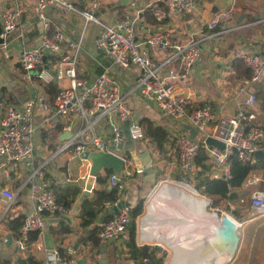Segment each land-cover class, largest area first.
Segmentation results:
<instances>
[{"label":"built area","instance_id":"2783aa9c","mask_svg":"<svg viewBox=\"0 0 264 264\" xmlns=\"http://www.w3.org/2000/svg\"><path fill=\"white\" fill-rule=\"evenodd\" d=\"M161 3L167 4L178 14H186L196 8V0H158L152 7L158 25H163L168 17ZM50 7L75 11L74 5L67 0H36L34 11L43 23V30L39 46L29 48L25 45L21 50L23 81L31 88L35 86V81L55 84L66 80L69 86L60 90L52 105L43 94H37L29 97L21 107L7 106L6 114L0 119V175L8 173L13 164H21L29 170L28 182L32 185L33 209L26 215L20 228L16 240L19 250L28 247L32 233L45 234L54 222L67 220L72 213L70 208L58 201L46 180L44 166H33L38 109L55 116L74 113L81 118L82 128L66 142L61 152L72 151L84 166L89 160L85 157L87 152L110 153L122 158L126 164L125 142H140L144 139L143 126L127 102L133 93H137L184 129L176 137L183 176H190L194 171V159L201 147H205L208 163L215 169L211 174L215 179L227 180L230 177V162L234 159L242 164H256L259 161L256 154L264 152V128L253 124L254 115H247L242 109L236 115L220 114L210 106L189 109L188 98L177 90L176 84L187 79L200 63L207 36L195 35L184 42H177L168 31L156 28L149 32L144 41H139L135 28L139 12L116 25L105 26L96 40L97 50L109 62L123 69L136 67L141 72L133 87L125 93L108 69L93 82L79 78L77 65L83 50L84 36L82 34L77 42H68L63 32L51 34V23L45 15ZM21 17L22 11L19 8L2 15L0 39L3 43L0 48H6L8 38L12 35L24 39L25 32L21 31L19 25ZM83 17L86 24H101L91 14L84 13ZM231 17L230 11L218 14L209 23V28H218L221 19L229 20ZM152 51H156V57ZM161 54L165 58L158 56ZM53 58H57L55 63ZM236 58L243 61L252 72L251 78L243 80L242 85L244 105L253 107L257 97L247 89L264 76V56L242 52L237 53ZM174 65H177L176 68L172 67ZM104 120L110 125L108 140L101 138L97 131ZM186 125L196 129L197 136L194 139L185 129ZM71 128L69 125L67 131H71ZM208 137L223 143L224 147L210 148L206 144ZM136 173L141 175L144 170H137ZM126 175L131 177L133 173L127 171ZM119 182L120 179L113 174L110 178L111 186H119ZM0 197L7 214L17 195L4 188L0 191ZM241 203H245V200ZM103 209L109 213V220L101 223L99 239L103 244L120 241L132 221V207L118 193L116 199L104 201ZM250 215L252 219L264 216V190L251 194ZM144 262L148 263L149 260L145 259ZM40 264H80V260L77 252L70 248L66 256L58 250L53 251Z\"/></svg>","mask_w":264,"mask_h":264},{"label":"crops","instance_id":"0c3cea01","mask_svg":"<svg viewBox=\"0 0 264 264\" xmlns=\"http://www.w3.org/2000/svg\"><path fill=\"white\" fill-rule=\"evenodd\" d=\"M67 1L74 5L75 11H69L63 7H50L45 11V15L51 23V34L57 31L63 32L68 42H77L83 34V50L80 53L77 65L79 78L93 82L108 69L121 85L123 92L126 93L133 87L140 71L134 67L123 69L109 62L97 50L96 40L105 26L116 25L131 17L133 13L139 12V20L135 27L137 40L139 41H144L149 32L156 28L168 31L177 42H184L195 35L197 37H208L203 44L200 63L195 66L187 79L176 84L178 92L183 93L188 98L187 106L189 109L210 106L215 112L226 115H236L242 109L247 115L255 116L254 125L264 128V76L259 82L251 84L247 89L248 92L256 95L257 103L253 107L244 105L245 93L243 92L242 81L247 78L244 73L242 75L239 63H242L243 67L249 68L243 61L236 58V54L242 52L259 53L264 56V0H196L195 10L186 14H178L167 4L161 3L168 15L163 25L157 24L152 10L158 0ZM35 4L36 0H0V19L3 14L19 8L22 11L19 25L21 31L25 32L24 39L21 40L17 35H12L8 38L6 48H0V65L6 73L5 77L10 79L12 86L10 90L6 88L5 93L2 91L4 87H0V119L6 114L7 106L21 107L29 97L37 94H43L51 105L54 102L42 89L43 85L49 84L35 81V86L31 88L23 81L24 71L20 63L21 50L25 45L29 48L39 46L43 30V23L34 11ZM226 11H230L232 17L229 20L221 19L218 28L210 29L209 23L214 17ZM84 13L93 15L101 24L94 22L86 24L83 17ZM152 52L154 55L156 54V51ZM158 56L165 58L164 54ZM56 60L57 58H53V63ZM176 66L172 67L176 68ZM114 69L128 71L131 75L122 79ZM249 71L251 72L250 69ZM55 84L59 86L60 90L66 88L61 86V82ZM132 95L138 94L133 93ZM137 97L131 108L139 122L143 118L152 120L155 125L167 130L174 144L171 146V153L169 154L171 158L167 159L165 157L160 158L151 143L144 141V139L140 142L132 141L131 144L129 143V147H127V142L131 140L125 142L126 152L124 158H126V164L120 178L118 193L131 207L144 199L140 191L146 185L157 183L156 176L160 170L165 172L167 179H172V176L177 172L182 175L176 137L184 129L164 116L155 106L144 101L139 95ZM140 112L144 116L140 117L138 115ZM104 121H106V125L99 127L101 122L97 127V131L101 138L108 140L110 125L107 120ZM36 125L33 166H44L46 180L56 196L57 191L62 193L68 188L80 187L82 189V194L77 202L70 208L72 210L71 215L67 220H64L73 229V232L67 236L63 243L66 250L74 249L79 260H86L87 264H100L102 245H105L108 264H138L129 260L124 237L120 241L110 244L101 242L100 246L95 248L92 241L89 240L90 230L85 232L80 225L79 207L82 200L84 197L93 196L94 190L101 188L96 179L93 190L89 195H86L85 190L91 161L88 160L89 164L87 163L84 166L72 151L61 152L66 142L82 128L81 118L74 113L66 116H55L52 113L38 109ZM69 125L72 127L71 131H67ZM103 128H106L107 132ZM66 138L69 139L64 140ZM55 149H58L56 153H54ZM146 163H151L155 171L154 183L146 172ZM140 169L144 170L141 175L136 173ZM127 171H131L133 175L128 177L126 175ZM113 174L115 173L113 172ZM28 175L29 170L21 164H13L8 173L0 175V191L8 188L17 195L16 201L8 214H5L6 207L0 197V264L11 262L40 264L58 248L55 237L51 233V227L56 225L59 220L54 222L45 234L32 233L28 247L25 250H19L16 244L17 237L9 229V220L20 216L22 223L26 215L33 209L32 185L31 182H28ZM104 175L106 176V174ZM107 187L109 190L113 188L110 180ZM160 187L164 190L169 186L163 184ZM133 188H136V191L131 194L133 200L129 201L124 193L131 191ZM159 194L148 206V209L152 207ZM103 213L105 217V211ZM139 230V221H137V245L142 247L146 244L140 242ZM9 237L12 238L10 244H8ZM96 237L98 238V233ZM178 248L181 254L191 256V261L196 262L198 252L191 253L185 247H183L184 250H182V247ZM171 250L170 248L172 254ZM98 252H100L99 255H97Z\"/></svg>","mask_w":264,"mask_h":264},{"label":"trees","instance_id":"16d2710c","mask_svg":"<svg viewBox=\"0 0 264 264\" xmlns=\"http://www.w3.org/2000/svg\"><path fill=\"white\" fill-rule=\"evenodd\" d=\"M2 43L0 39V45ZM242 65V63H239L242 75L244 73L245 77L250 79L252 76L251 72ZM99 72L101 73L102 71ZM42 89L44 93L49 96L51 101H54L60 92V88L57 84L43 85ZM2 91L5 93L6 88H3ZM140 123L145 132L144 141L151 143L154 151L157 152L160 158L165 157L170 159L171 157H169V154L171 153V146L174 143L167 130L161 126L155 125L154 122L148 118L141 119ZM57 151L58 149H55L54 153ZM194 163L195 168L190 176H183L180 172H177L172 176V180H186V182L200 195L212 201L213 208H219L225 204L228 206L227 209H230L231 205L241 207V205L244 206L245 204V206L249 208L250 202L246 201V197L249 196V190L246 184L252 175L262 174L264 177V160L258 161L256 164H242L234 159L230 162V177L227 180L223 178H212L211 174L214 171V167L208 163L205 147H201L194 159ZM104 174H106V176ZM112 174L113 172L111 170L102 171L97 177V184L101 186V188L94 190L93 196L84 197L79 207L80 225L85 232L86 230H90V234L88 235L89 240L92 241L93 247L95 248H98L101 244L99 237H96V234L100 230L101 223L109 220V217H104L103 203L106 200L116 199L119 192V186H115L111 190L107 187ZM165 180H167L165 172L160 170L156 176V182L159 183ZM258 189H264V182ZM56 193L58 201L67 208H71L82 194V189L80 187L68 188L62 193L59 191ZM242 200H245V203L242 204ZM144 204L145 200L142 199L132 207V221L124 235L125 248L129 255V260L137 262L138 264H165L168 256L166 251L160 252L157 246L144 245L139 247L137 245V220L144 211ZM238 211L239 210L236 209L232 213L237 218L242 219L243 215ZM21 219L22 218L19 216L13 220H9V229L17 238L19 237V231L23 224V222L21 223ZM72 232V227L64 220H59L56 225L51 227V233L55 237L58 247L57 250L63 256H66L68 251L63 243ZM145 259H148L149 262L145 263Z\"/></svg>","mask_w":264,"mask_h":264},{"label":"water","instance_id":"95a60500","mask_svg":"<svg viewBox=\"0 0 264 264\" xmlns=\"http://www.w3.org/2000/svg\"><path fill=\"white\" fill-rule=\"evenodd\" d=\"M5 76L6 73L0 65V87L10 90V87H12L10 79ZM185 129L190 132L193 139L197 136L196 129L189 126H186ZM67 139L69 138L64 140ZM206 144L210 148L224 147L223 143L211 137L207 138ZM85 157L91 161V168L85 190L86 195H89L93 190V184L102 171L111 170L118 179L122 177L125 167V162L122 158L105 152H87ZM256 157L260 161L264 160V152H258ZM146 167V172L150 175V180L154 183L155 171L152 168V164L146 163ZM183 184L187 185L185 181H183ZM194 191L196 190L194 189ZM210 205L211 202L208 201V208H204V214L194 213L189 209L177 212L174 208H168L169 210H166V213L163 215V223L166 231L178 240L179 245L185 247V249H189L191 253H194V251L196 253L197 251L200 254V260L202 259L204 264H228L235 258L239 248L241 241L239 234L240 226L231 216L227 214L221 215L218 211H211ZM105 217H109L108 212H106ZM11 241L12 238L9 237L8 244ZM102 247L100 264H108L105 245H102ZM157 247L160 252L165 250L162 245H157ZM80 264H87V261L82 260Z\"/></svg>","mask_w":264,"mask_h":264},{"label":"rangeland","instance_id":"374dc122","mask_svg":"<svg viewBox=\"0 0 264 264\" xmlns=\"http://www.w3.org/2000/svg\"><path fill=\"white\" fill-rule=\"evenodd\" d=\"M136 68V67H135ZM138 69V68H137ZM140 71V69H138ZM114 71L116 72V74L120 77V78H126L127 76L131 75L128 71H122L119 69H114ZM137 71V70H136ZM131 72V71H130ZM134 73H136L135 71H133ZM132 73V72H131ZM141 73V72H140ZM110 75H112L109 72ZM8 78V77H7ZM61 86L63 87H68L69 83L68 81H62L61 82ZM138 95H132L129 99H128V103L130 104V106L136 102ZM144 110L142 109V112ZM144 113V112H143ZM138 115L140 117L144 116L141 112L138 113ZM103 125H106V121H102V123L100 124L99 127H102ZM106 132L107 129L103 128ZM98 130V129H97ZM208 131H211L210 128H208ZM132 141H128L127 143V147H129V143L131 144ZM257 179H259L257 181ZM163 182H176V183H183V181H174L172 179H167L165 181H161L159 183H156L157 185ZM250 182V183H249ZM264 182V177L263 175L259 174V175H252L251 178L248 181V186L247 189L249 190V196L246 197V201L250 202V196L251 194H253L256 191L262 190V189H258L260 187V185ZM186 183V182H185ZM155 183L153 185H146L141 192L142 197L145 200V204H144V211L142 213V215H140L138 217V220H140L141 216L144 217L146 214V208H147V204L149 202V197L148 195L151 193V191H153L157 186ZM187 185L191 188H193L191 185H189L187 183ZM169 189L165 188L162 192H166V190ZM194 189V188H193ZM168 190V191H169ZM264 190V189H263ZM136 191V188H133L131 191H126L124 193V196L127 197L129 199V201L133 200L132 197V193ZM200 195V194H199ZM201 197H203L206 201H210L211 202V211H218L221 215L223 214H227L229 216L232 217V219H234L240 226L239 228V234L241 237V241L239 244V248L237 250L236 256L235 258L230 261L228 264H264V216L261 217H257L256 219H252V216L250 215V207L247 208L245 205L241 207H237L235 205H231L230 209H227V205L225 204L224 206H221L219 208H213L212 207V201L207 199L206 197L200 195ZM146 198V199H145ZM207 201V202H208ZM209 207V209H210ZM239 210L238 212H240L243 217L242 219L237 218L236 216L233 215V211L235 210ZM141 222V221H140ZM162 225V222L159 224ZM163 228H165V226H163ZM139 229H140V223H139ZM162 237L164 236L163 234H160ZM140 230H139V240H140ZM154 243V242H153ZM146 245H150V246H157L158 244L154 243V244H146ZM163 246V245H162ZM165 248L164 251H166L168 253L167 259L165 264H168L172 258V254L170 252V248L167 247L166 245L163 246Z\"/></svg>","mask_w":264,"mask_h":264},{"label":"bare ground","instance_id":"6f19581e","mask_svg":"<svg viewBox=\"0 0 264 264\" xmlns=\"http://www.w3.org/2000/svg\"><path fill=\"white\" fill-rule=\"evenodd\" d=\"M163 184L168 185L170 190L167 189L166 192H162L163 188L160 186ZM158 194L159 198L157 197L152 204V207L148 209V206ZM207 203L208 202L203 197H201L199 193L183 183L163 182L158 184L149 197L146 215L144 218L141 216L139 220L141 232L140 242L145 244L156 243L158 245H166L167 247L171 248L172 258L170 260V264H204V261H202V259L200 260L199 258V253L195 259L196 262L191 261V256L181 254V251L178 247L182 246L179 245L178 240L166 231V227L163 228V215L166 213V210H169L170 208L176 209L177 212L180 210L189 209L194 213L198 212L200 214H204V208L207 207ZM161 222L163 226L159 225ZM160 234H163L164 236L162 237ZM151 235L153 236L150 237ZM182 250H184L183 247Z\"/></svg>","mask_w":264,"mask_h":264}]
</instances>
